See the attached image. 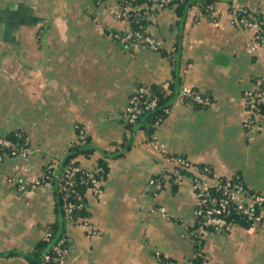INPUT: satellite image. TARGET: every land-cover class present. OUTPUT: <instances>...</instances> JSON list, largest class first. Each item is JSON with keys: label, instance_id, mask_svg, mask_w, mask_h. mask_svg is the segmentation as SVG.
Listing matches in <instances>:
<instances>
[{"label": "crops", "instance_id": "crops-1", "mask_svg": "<svg viewBox=\"0 0 264 264\" xmlns=\"http://www.w3.org/2000/svg\"><path fill=\"white\" fill-rule=\"evenodd\" d=\"M236 3L264 9V0H217L216 19L197 7L185 18L179 76L210 104L177 99L155 144L137 130L130 150L109 158L101 150L113 151L126 134L122 110L136 86L172 78L176 8H160L148 20L155 51L119 42L115 35L129 24L118 0H0V135L21 128L30 150L26 159L0 162V264H30L26 255L55 221L54 182L34 181L77 142L76 124L96 150L74 160L83 169L105 161L108 175L101 193H85V222L66 223L64 264H159V254L178 264H264V226L205 232L203 260L193 261L191 176L177 183L165 177L160 189L148 185L163 176L169 155H183L222 176L240 173L264 193V112L256 126H243V94L264 76V47L232 22Z\"/></svg>", "mask_w": 264, "mask_h": 264}, {"label": "built area", "instance_id": "built-area-1", "mask_svg": "<svg viewBox=\"0 0 264 264\" xmlns=\"http://www.w3.org/2000/svg\"><path fill=\"white\" fill-rule=\"evenodd\" d=\"M101 1L102 0H97L98 3ZM177 1L183 0H153L151 8H160L168 6L169 4H176ZM127 4L125 6L120 5L119 15L122 18L127 16L129 3L127 2ZM233 5L236 24L244 28L254 29L257 32V38L264 46V21L242 16V14L238 13L239 10L241 11V8H238L236 4ZM242 11L245 12L243 9ZM140 20L141 19L136 18L137 22ZM141 32L140 30H129L126 32V37L130 38L133 35L139 37V34H142ZM143 32L149 34L146 28H143ZM145 40L150 48L157 49L156 42L151 36L145 35ZM136 91V94L133 96L128 106L123 109L124 116L132 122L135 121L139 114L154 108L155 101H157L156 98H153L151 102L149 101L150 103H144L145 97H147L149 93L147 86H140ZM180 95L184 97L191 96L193 100L203 105L210 104L208 97L193 95L192 90L188 86H183L181 88ZM244 99L248 105V120L246 126H249V124L254 122L255 116L261 113L264 105V76L256 80L254 89L245 91ZM141 102H143V104H141ZM15 137L18 141L5 135H0V149H2L0 150V162L9 156L20 157L22 159L28 157L30 151L28 138H26L21 131L16 132ZM168 159L172 164L164 169L162 177L158 179L151 178L149 180L148 185L151 188L160 189L164 183L165 177H168L167 174L171 175L175 181H179L185 176L180 171L181 169L192 170L195 168L194 163L186 157L172 156ZM56 168V162L48 163V172L42 173L34 183L40 184L45 182L46 179L51 178ZM199 169V172L196 171L192 177V183L197 197L195 209L197 226H213L214 228L217 227L229 230L236 222V215L242 216L254 225L264 224V194L249 189L240 175L225 178L215 174L208 166H203ZM79 172L83 174V176L81 175L79 178V183L85 184L87 186L86 191L91 190L94 194L102 192L103 182L108 175V172L99 165H96L92 169H83L74 159L69 160V164L59 177L60 189L65 200V218L68 222H75L73 212L74 210L82 208L85 204L84 200H86V191L81 192L76 188V178ZM24 188L25 186L23 184L20 185V189ZM158 210L165 212L164 207H159ZM77 222L85 221L79 219ZM50 237V229L46 228L42 240H49ZM69 250L68 237L63 235L52 245L53 253L44 252L42 254V261L39 264H64ZM167 264H176V262L170 261Z\"/></svg>", "mask_w": 264, "mask_h": 264}, {"label": "trees", "instance_id": "trees-1", "mask_svg": "<svg viewBox=\"0 0 264 264\" xmlns=\"http://www.w3.org/2000/svg\"><path fill=\"white\" fill-rule=\"evenodd\" d=\"M96 1V0H94ZM126 1V2H125ZM217 0H183V1H177L175 4V8L177 10L179 18L175 22L176 29L178 30L177 33V39L176 44L174 47V50L172 54L170 55L171 62H172V78L170 81L167 82L166 85L164 84H152L149 85V91H150V97L157 99V104L154 108L146 110L145 112L139 114L134 122H129L124 116L123 122L125 123L126 127V134L124 135L123 139L119 143H115L116 147L113 151H107V150H101L102 153L109 157H119L125 154L128 150H130L132 142H133V136L137 130H144L146 135L148 136V139L151 140L152 135L156 129V124L159 121H162L165 119V117L168 114L167 110H170L172 105L177 99H180L183 102H188L193 104L195 107H204L205 105L200 104L192 99L191 96L184 97L181 96V88L183 86L182 78L179 76V72L181 69V38H182V30L185 22V18L189 12V10L193 7H197L200 12L203 14L210 15L208 11V6L211 4L216 3ZM129 3V8L127 10V20L129 23V29L132 31H142V34H146L143 32V28H145L148 25V20L145 17L141 18L139 22L136 21V18H138L136 15L139 11H142L143 8H147L148 10L151 8L153 0H118V3L121 6H125ZM128 5V4H127ZM168 6H172V4H169ZM138 7V8H137ZM158 10V8H153L151 10V13H155ZM142 25V28L141 26ZM126 32L120 33V36L125 35ZM193 92V95H200L203 97H208L206 94H202L195 90L194 88H190ZM264 112V105L261 110V114ZM76 130L78 132V140L77 142L73 143L66 153L65 157L60 161V163L57 164V168L53 172V175L51 178L46 179L45 182L53 181L55 184V221L51 224H48L46 228L50 229L51 237L49 240H40L35 248L33 249L30 254H27L26 257L28 258L30 264H39L42 261V254L44 252H52V245L57 242L63 235H65V226L68 222L65 218V200L63 197V193L60 189V180L59 177L62 175L65 167L69 164V160L74 159V157L78 154H84L89 155L90 153L94 152L96 150V146L93 144L91 139L84 133V130L81 125L76 124ZM21 131L26 136V133L23 129L19 128L14 130L12 133H9L5 136L16 139L15 133ZM127 133L129 134V137L127 136ZM17 140V139H16ZM18 141V140H17ZM2 150V149H0ZM53 162V161H52ZM77 163V162H76ZM102 169L108 172V166L105 161H100L98 163ZM200 167L203 166V164H199ZM184 175L191 176V178L194 176L193 172L187 170V169H181L180 170ZM48 172L47 165L43 169V173ZM240 174V173H236ZM83 176L81 172L77 173L76 178V188L80 190L81 192H85L87 189V186L85 184L79 183L80 176ZM158 179L159 177H154ZM106 179V178H105ZM85 204L82 208L74 210L73 217L75 218V223L79 219H84L88 216V209H87V202L84 200ZM240 223L242 225L249 226V222L246 221L241 216L238 217ZM203 244V243H202ZM202 245L195 246V253L200 252ZM159 264H167L170 261H175V259L166 257L164 255L159 254L158 255ZM203 257L195 256L193 261L195 262H202Z\"/></svg>", "mask_w": 264, "mask_h": 264}, {"label": "rangeland", "instance_id": "rangeland-1", "mask_svg": "<svg viewBox=\"0 0 264 264\" xmlns=\"http://www.w3.org/2000/svg\"><path fill=\"white\" fill-rule=\"evenodd\" d=\"M215 5H216V3H214V4H211V5H209L208 6V11H209V13H210V15H212V17H213V19H216L217 18V9L215 8ZM172 6H174L175 7V4H172ZM211 6V7H210ZM236 6L239 8H241V11L239 12L238 11V13L239 14H242V16H244V17H246V16H248L247 18H251V19H261L262 21H264V9H258V8H255V7H250L249 5H244V4H241V3H236ZM164 7H167V6H164ZM120 8V7H119ZM156 8V7H155ZM160 8H163V7H160ZM160 8H158V9H160ZM153 8H150L149 10L147 9V8H143L142 9V11H139L138 12V14L136 15L139 19H141V18H144V16H145V18L146 19H149L151 16H152V13H151V10H152ZM242 9L243 10H245V12L244 11H242ZM229 13H230V15H231V19H232V22L234 23V24H236V22H235V14H234V5L232 6H230L229 7ZM236 16H237V14H236ZM127 17V16H126ZM126 17H124V19L123 20H125L126 22H128V20H127V18ZM129 24V23H128ZM237 26H239L240 28H243V29H245V30H248V31H250L251 33H252V38L260 45V46H262V47H264L261 43H260V41H259V39L257 38V32L254 30V29H250V28H244L243 26H240V25H238V24H236ZM140 26H142V25H140ZM147 30H148V25L145 27ZM130 29H128L127 31H129ZM132 31V30H131ZM148 33H149V30H148ZM145 35H149V36H151L150 35V33L149 34H145ZM145 35L144 34H139V37L138 36H136V35H133L132 37H130V38H127L126 37V34L125 35H123V36H120V34H117V35H115L117 38H118V40H119V42H121L122 44H124V46H126V47H135V46H148V47H150L149 46V44L147 43V41L145 40ZM152 37V36H151ZM153 38V37H152ZM154 39V38H153ZM155 40V39H154ZM155 42H156V45H157V49H153V50H155V51H157V50H159L160 48H159V45H158V43H157V41L155 40ZM152 49V48H151ZM259 78H261V77H259ZM259 78H257V79H259ZM256 79V80H257ZM140 86H147L148 87V89H149V85L148 84H138L137 86H136V88H135V90H134V92H133V94H132V96L130 97V100H129V102H128V104L130 103V101H131V99L133 98V96L136 94V90H137V88L138 87H140ZM190 88V87H189ZM252 89H254V88H252ZM251 90V89H250ZM244 94H245V92H244ZM244 94H243V102H244V104H245V108H246V117L244 118V122H243V126H244V128L247 130V129H251V128H253L254 126H256V121H257V117H258V115L257 116H255V118H254V122L253 123H251V124H249V126H246V122H247V120H248V105H247V103H246V101H245V99H244ZM150 91H149V93L147 94V97H145V101H144V103L146 102V103H148L149 101L151 102V99H153L152 97H150ZM149 102V103H150ZM128 104L124 107V108H126L127 106H128ZM141 104H143V102H141ZM156 104H157V101H155V106H156ZM206 106V105H205ZM123 108V109H124ZM168 111V113L170 112V110H167ZM123 110H122V114H123ZM124 115V114H123ZM127 118V117H126ZM129 122H132V121H130L129 119H127ZM163 121V120H162ZM162 121H159L157 124H156V128L161 124V122ZM134 122V121H133ZM141 131H144V130H142V129H140ZM156 130V129H155ZM155 132V131H154ZM153 135H154V133H153ZM153 135H152V138H151V140H149L150 142H152L153 141V143L155 144V142H154V138H153ZM127 136L129 137V134L127 133ZM156 145H157V143H156ZM172 156H183V155H169L167 158H169V157H172ZM183 157H186V156H183ZM187 158V157H186ZM194 163V162H193ZM172 163L169 161V159H168V163H167V165L164 167V169H166V167H168V166H170ZM194 165H195V168H193L192 170H189V171H191V172H193V174H195V172L196 171H198L199 172V168H201L200 166H199V164H196V163H194ZM203 166H208V167H210L211 168V170L215 173V174H217L218 176H222V175H220V174H218V172H216V170H214V168L212 167V166H209L208 164H203ZM202 166V167H203ZM164 172V171H163ZM168 175V177L167 178H172L171 177V175H169V174H167ZM235 175H240L241 177H242V175L241 174H233V175H231V176H222V177H225V178H229V177H234ZM243 178V177H242ZM173 179V178H172ZM244 180V179H243ZM173 182H178V181H175L174 179L172 180ZM245 182V181H244ZM193 184V183H192ZM246 184V183H245ZM247 185V184H246ZM248 186V185H247ZM194 188V187H193ZM248 188L249 189H251L252 191H255V192H258V193H262V192H259L258 190H255V189H253V188H251V187H249L248 186ZM195 190V189H194ZM196 193V192H195ZM262 194H264V193H262ZM197 198V197H196ZM197 205V204H196ZM238 217H239V215H236L235 216V224H234V226L231 228V229H229V230H224V229H221V228H217V227H213V226H211V227H199V226H197V221H196V216H195V222H194V225H193V227H191V228H189L188 229V231H187V234H188V236L191 238V240H193V242H194V246H196V245H198V246H200V245H202V247H201V251L200 252H196L195 253V250H194V256H199V257H204V244H202L203 243V236H204V234H205V232H208V231H214V232H219V233H230L232 230H233V228H235L236 226H246V225H242V223H240V221H239V219H238ZM242 217V216H241ZM243 218V217H242ZM245 219V218H244ZM246 220V219H245ZM247 221V220H246ZM249 222V221H248ZM249 226H256V227H261V226H264V224H260V225H254V224H252L251 222H249ZM248 227V226H247ZM175 262H176V264H178V261H176L175 260Z\"/></svg>", "mask_w": 264, "mask_h": 264}]
</instances>
